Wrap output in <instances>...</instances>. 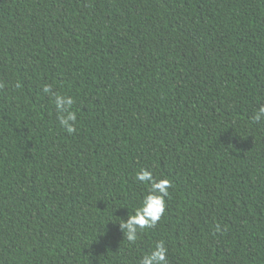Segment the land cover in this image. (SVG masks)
<instances>
[{
	"label": "trees",
	"instance_id": "1",
	"mask_svg": "<svg viewBox=\"0 0 264 264\" xmlns=\"http://www.w3.org/2000/svg\"><path fill=\"white\" fill-rule=\"evenodd\" d=\"M0 82V264H264V0H0Z\"/></svg>",
	"mask_w": 264,
	"mask_h": 264
},
{
	"label": "clouds",
	"instance_id": "2",
	"mask_svg": "<svg viewBox=\"0 0 264 264\" xmlns=\"http://www.w3.org/2000/svg\"><path fill=\"white\" fill-rule=\"evenodd\" d=\"M5 85L0 82V89ZM19 87V84L16 85ZM44 93L51 95L54 98L56 107L57 119L60 126L68 133L76 132L77 115L72 111L74 98L62 93L54 92L52 85H45ZM255 122L264 120V104L260 105L253 116ZM135 180L148 185V192L143 197L140 207L134 214L128 215L126 220L118 223L124 238L129 242L135 243L139 234L146 229H151L161 220L166 210V197L169 196V188L171 181L154 179L151 171L141 169L135 176ZM217 225V231H219ZM168 249L163 241L156 243L154 249L142 256L139 264H168L167 259Z\"/></svg>",
	"mask_w": 264,
	"mask_h": 264
}]
</instances>
